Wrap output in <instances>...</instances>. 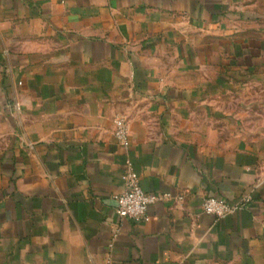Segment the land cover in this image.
<instances>
[{
    "label": "crops",
    "instance_id": "0c3cea01",
    "mask_svg": "<svg viewBox=\"0 0 264 264\" xmlns=\"http://www.w3.org/2000/svg\"><path fill=\"white\" fill-rule=\"evenodd\" d=\"M262 73L264 0H0V264H264V119L229 102ZM126 159L173 198L139 223Z\"/></svg>",
    "mask_w": 264,
    "mask_h": 264
},
{
    "label": "built area",
    "instance_id": "2783aa9c",
    "mask_svg": "<svg viewBox=\"0 0 264 264\" xmlns=\"http://www.w3.org/2000/svg\"><path fill=\"white\" fill-rule=\"evenodd\" d=\"M114 139L121 148H128V127L122 120L116 121ZM112 198L115 205V212L118 217L134 223L144 221L146 219L147 210L155 203L173 199L170 195L145 193L140 187L138 176L129 159L125 161L122 189L113 195ZM175 199L181 201L182 197H175ZM250 202L251 197L249 196L242 197L234 202H227L214 197H206L201 201V210L205 215L211 216L217 221L247 209Z\"/></svg>",
    "mask_w": 264,
    "mask_h": 264
},
{
    "label": "rangeland",
    "instance_id": "374dc122",
    "mask_svg": "<svg viewBox=\"0 0 264 264\" xmlns=\"http://www.w3.org/2000/svg\"><path fill=\"white\" fill-rule=\"evenodd\" d=\"M249 86H254L250 88L246 94L240 92L235 93L233 96H230V103H238L246 105V115L252 118H261L264 119V73L258 78L247 79ZM254 104V105H253ZM234 112H243L240 109H235Z\"/></svg>",
    "mask_w": 264,
    "mask_h": 264
}]
</instances>
